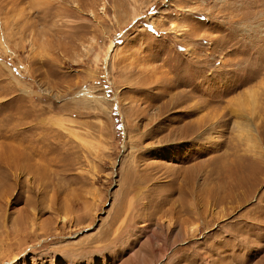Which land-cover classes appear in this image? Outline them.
<instances>
[{
	"label": "rangeland",
	"instance_id": "374dc122",
	"mask_svg": "<svg viewBox=\"0 0 264 264\" xmlns=\"http://www.w3.org/2000/svg\"><path fill=\"white\" fill-rule=\"evenodd\" d=\"M0 264H264V0H0Z\"/></svg>",
	"mask_w": 264,
	"mask_h": 264
},
{
	"label": "bare ground",
	"instance_id": "6f19581e",
	"mask_svg": "<svg viewBox=\"0 0 264 264\" xmlns=\"http://www.w3.org/2000/svg\"><path fill=\"white\" fill-rule=\"evenodd\" d=\"M246 237V236H245ZM250 237V236H249ZM242 243H243V247L247 248L246 251L251 253V252H254L259 249L260 247V244L257 245L258 242H254V240H251L250 238H244V240H242ZM241 247V246H240ZM237 248V247H236ZM261 248V247H260ZM245 250V249H244ZM230 251H233V250H230ZM263 258V257H262Z\"/></svg>",
	"mask_w": 264,
	"mask_h": 264
}]
</instances>
